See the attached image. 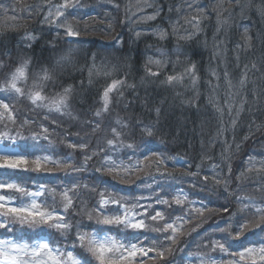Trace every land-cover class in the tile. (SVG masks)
I'll list each match as a JSON object with an SVG mask.
<instances>
[{"label": "trees", "instance_id": "obj_1", "mask_svg": "<svg viewBox=\"0 0 264 264\" xmlns=\"http://www.w3.org/2000/svg\"><path fill=\"white\" fill-rule=\"evenodd\" d=\"M62 2L53 0V3ZM189 3L193 5L191 11ZM0 5H4L0 9V83L24 60L29 64L26 70L29 78L18 84L24 94L14 95L10 103L16 123H8L5 127V122L0 121V132L29 138L27 143L24 140L17 143L22 151L33 143L30 137L40 133L43 125L48 129V139L35 143L43 145L46 151L33 149L35 154L57 161L71 155L73 159L68 163L76 164L83 160L84 152L71 149L69 144L78 141L86 143L89 155L100 153L102 148L108 151L106 142L113 138L111 129L115 128L125 144L140 145L141 151L146 145L171 161L167 164V171L172 176L157 174L156 183L160 185L157 187L152 179L144 175L155 170L154 163H151L155 157L150 153L149 161L139 158L143 166L141 172L129 176L124 174V168L116 169L124 174V181L135 180L134 185L96 172L94 169L100 167L98 160L102 157H94L83 175L68 174L78 177L72 184L80 185L73 197L74 203L79 205L73 209L74 221L94 223L88 221L86 213L95 210L101 194L104 198L123 197L125 202L133 203L136 198H142L141 204H153L157 211L164 213L165 220H168L172 208H184L191 210L192 215L184 217L186 223L180 229L176 244L171 245L173 253H166V261L170 264H199V258L189 253L225 262L230 260L228 254L214 252L210 247L213 240L224 242L227 234L219 230L227 226L221 217H227L228 213L221 210L210 214L205 211L200 215L195 209L201 204L220 209L230 201L229 212H235L240 204L234 197H244L245 203L247 198L259 199V186L253 183L256 177L248 172L250 165L247 161L249 157L264 159V0H77V6L68 10L71 13L68 22L73 23L74 29L79 32L76 37H67L64 29L44 22V16L49 11L46 0H0ZM116 5H119L118 10ZM201 10L204 14L200 20L201 31L189 40H180L179 37L194 30L186 20ZM153 15L156 17L154 20L141 19ZM127 17H131V21ZM160 31L168 35L161 39ZM137 33L140 35L137 36ZM28 36L34 39L29 40ZM69 48L75 50L69 60L58 63ZM93 57L97 66H107L111 76L106 78L101 74L93 77L89 84L88 67H91ZM149 60H160L164 67L150 65ZM193 64L198 77L195 88L186 78L175 85L165 83L169 75H181L185 67ZM173 65L176 66L175 71ZM246 65L249 69L247 83L241 93L246 103L238 117L233 112L236 119L233 125L226 113L221 117L209 102L213 94L208 80L212 71L222 75L227 67L229 79L237 83ZM41 68L54 72L56 86L50 84L44 93L49 99L56 98V94L71 86L67 105L59 112L54 108L49 111L39 104L33 105L28 98L27 93L33 83L31 76ZM149 68L157 75L152 76ZM113 80L125 83L109 94L108 110L96 117V112L103 108L104 88ZM212 82L217 81L213 78ZM216 99L223 106V90L216 94ZM239 107L237 102L234 109ZM25 120H28L27 124L23 123ZM146 128L151 130V135L145 131ZM125 151L131 156V150L121 149L118 163L122 161L127 168L131 164L128 156L124 155ZM109 155L112 159L117 158L111 152ZM44 163L53 169L51 174L29 172L20 175L27 185L41 183L53 189L54 192L46 194L47 202L52 204L55 199L59 203L64 187L71 184L56 165ZM132 163H135V158ZM213 165H219L215 177ZM256 167L260 165L256 164ZM185 172L196 175H184ZM136 176L141 179L136 180ZM205 176L209 177L207 181ZM215 179H220V183L216 184ZM225 183L228 185L226 188ZM4 191L0 190V194ZM181 193H187L188 201L199 203L186 201L184 205H175L173 198ZM156 194L168 199L170 204L156 205L154 199H148ZM107 207L112 209L115 206ZM172 215L175 218L182 213L176 211ZM247 219L255 221L259 218L249 214ZM243 222L241 219L240 223ZM145 223L150 221L146 219ZM162 223L151 222V229L162 226ZM260 227L264 228V223ZM46 234L40 233L41 236ZM73 235L74 232L65 239L54 233L60 245L70 243ZM158 235L151 231L150 240L155 241ZM247 238L253 237L248 235ZM160 239L163 240V236ZM240 243H244V238ZM145 246L150 247L151 244ZM164 247H169V244ZM241 250L235 243L229 249L230 252ZM152 255L150 252L149 256ZM145 264L162 262L145 260Z\"/></svg>", "mask_w": 264, "mask_h": 264}, {"label": "snow or ice", "instance_id": "obj_2", "mask_svg": "<svg viewBox=\"0 0 264 264\" xmlns=\"http://www.w3.org/2000/svg\"><path fill=\"white\" fill-rule=\"evenodd\" d=\"M46 3L49 11L44 16V22L55 24L57 28L64 29L67 37L78 36L79 32L74 29L73 23L68 22V15H71L68 10L77 6V0H63L62 3H53V0H46ZM147 6L151 7V5ZM2 8H4V5H0V9ZM116 8L118 10L119 5H116ZM188 8L191 11L193 5L189 3ZM203 15L201 10L192 16L191 19L186 20V23L194 30L189 32L188 35L179 37L180 40H189L197 32L201 31L200 20ZM127 18L131 21V17ZM155 18L154 15L141 17L142 20H154ZM109 27L111 26L109 25ZM175 31L176 29L174 28L173 32ZM158 34L161 39L168 35L164 31H160ZM139 35L140 33H137V36ZM28 39L34 38L28 36ZM70 43H79V41H70ZM74 51V49L69 48L68 52L60 58L58 63L68 61ZM149 64H155L161 69L164 67L160 60H149ZM28 67V61L24 60L0 83V110H2L0 121L5 122V127L8 123H16V116L13 115L14 108L10 107V103L14 95L24 94L23 89L18 84L29 78L26 71ZM175 67L173 65V71H175ZM149 71L152 76L157 75L151 72L150 68ZM248 71L249 69L246 65L237 83H233L229 79L227 67L224 68L222 75L212 71L208 80V87L213 94L209 102L216 107L221 117L226 113L233 125L236 124L233 112L235 111V115L238 117L240 110L246 103L241 93L247 83ZM101 74L106 78L111 76V73L107 71V66L105 64L97 66L95 57H93L91 67H88L89 84L92 83L93 77ZM182 78L189 80L193 88H195L198 82L196 65L185 67L181 75H169L165 83L169 85L179 84ZM213 78L217 81L216 83L212 82ZM31 79L33 83L27 95L33 105L39 104L41 107L54 108L57 112L66 107L71 86L64 88L63 92L56 94V98L53 99H49L44 94L50 84L53 87L56 86L52 70L41 68L38 72L32 74ZM124 83L123 80H113L111 84L104 88L102 93L103 108L101 111L96 112V117H99L102 111L108 110L109 94L114 89L119 90V86ZM222 90L224 92V104L220 106L219 100L216 99V94ZM237 102H239L240 107L234 109V105ZM23 123L27 124L28 120L23 121ZM41 127L42 131L40 133H34L30 137L33 143L28 148L19 152L13 151L0 154V190H5L4 194H0V264H145V260H159L162 264H170V262L166 261V253L168 255L173 253L174 249L171 245L176 244L177 236L181 234L180 229L183 227V223H186L184 217H191V210L172 208L169 212L168 220H165L164 213L157 211L153 204H141L140 200L142 198H136L133 203L125 202L123 197L104 198L103 194H101V199L97 202L95 210L86 213L88 221L95 222L74 221L73 209L79 207V205L74 203L73 197L76 196L77 188L80 185L71 183L78 179L77 176L68 175L69 173L83 175L84 171L90 167L89 161L94 157L100 156L102 159L98 160L100 167L94 169L96 172L110 175L113 179L119 178L122 182L134 185L135 180L124 181V174L131 176L143 171L139 158L143 157L144 161H149L150 153L152 157H155L154 162H151L154 163L155 170L154 172H145L144 175L152 179L157 187H160L156 183V175L172 176V173L167 171V164L171 163L170 159L154 150L148 149L146 145L144 150L141 151L140 145L125 144L120 138L121 133L112 128L113 138L108 139L105 146L108 151L102 148L100 153L92 152L89 155L86 151L87 144L78 141L77 143L69 144L68 147L73 150H82L84 152L82 161H78L76 164L68 163L73 159L71 155L61 161L52 160L48 156H37L35 151H33V149L46 151L43 145L35 143L36 141L48 139V129L44 128L43 125ZM97 127H99V124H97ZM145 131L151 135L149 128H146ZM27 139L29 138L19 135L12 136L8 132H0V143L10 142L11 144H16L20 140H24L27 143ZM121 149L131 150V156H128L127 151L124 152V155L128 156L130 167L125 168L122 161L118 163ZM109 152L116 155L117 158L112 159ZM30 157H34V159ZM133 158H135V163H132ZM44 162L56 165L60 171L65 173L64 178L71 184L70 187H64L59 203L55 199H53L52 204L47 202L46 194L54 192L53 189H49L41 183L27 185L24 177L20 175L21 173L29 172L44 175L51 174L53 169L46 167ZM151 163L149 166H151ZM247 163L250 165L248 172L255 174L256 178L253 183L259 186V199L247 198L245 203L244 197H234L236 202L240 204V207L235 212H229L230 201L227 205H222L220 209L208 208L207 204H201L199 208L195 209V212L200 215H203L205 211L210 214L221 210L224 213H228L227 217H221V220L227 226L219 230L221 233L227 234L224 236V242L213 240L210 247L214 252L218 251L221 254H228L231 259L225 262L223 259L218 260L211 256H201L199 253H189L190 256L199 258V264H264V228L260 227L264 223V159L255 160L249 157ZM256 164H259L260 167L257 168ZM118 168H124V174L116 171ZM162 168L164 171H161ZM197 168L199 169L200 166L197 165ZM217 168H219V165L212 166L214 177ZM220 170L223 171V169ZM229 172H231L230 167ZM184 175L196 174L185 172ZM242 175L244 174L242 173ZM57 179L60 178L57 177ZM140 179V176H136V180ZM208 179V176L204 177V180L207 181ZM215 183L219 184L220 179H215ZM227 186L225 183L224 187L226 188ZM29 188H34L35 190H29ZM148 199H154L156 205L170 204L168 199H162L159 194ZM186 201L190 204L199 203L198 201H188L187 193L178 194L173 198L175 205H184ZM129 203H131V207H129ZM108 205L115 207L109 209ZM176 211H180L182 215L173 218L172 214ZM153 212L154 214H152ZM82 214L84 213H77V215ZM249 214L259 219L255 221L249 220L247 219ZM234 217L236 218L235 221ZM146 219L150 221L149 224L145 223ZM241 219L244 221L243 223H240ZM157 221L163 222L162 226L151 229V222ZM257 228L260 230L254 232L253 230ZM128 230L132 231L129 232ZM139 230H145V232H140ZM151 231L159 233L155 241L150 240ZM73 232L74 235L71 236V242L63 245H60L54 236V233H58L59 236L68 239ZM40 233L47 234L41 236ZM248 235L253 238L248 239ZM160 236H163V240L160 239ZM241 238H244V243H240ZM149 243L151 246L146 247L145 245ZM166 243L169 244L167 248L164 247ZM233 243L242 250L230 252L229 249L233 246ZM150 252L153 253L152 256H149Z\"/></svg>", "mask_w": 264, "mask_h": 264}, {"label": "rangeland", "instance_id": "obj_3", "mask_svg": "<svg viewBox=\"0 0 264 264\" xmlns=\"http://www.w3.org/2000/svg\"><path fill=\"white\" fill-rule=\"evenodd\" d=\"M47 110L50 111V108H47ZM49 117H50V115H49ZM13 151H16V152L21 151L18 148L17 143L16 144H11L10 142L0 143V154L11 153Z\"/></svg>", "mask_w": 264, "mask_h": 264}]
</instances>
